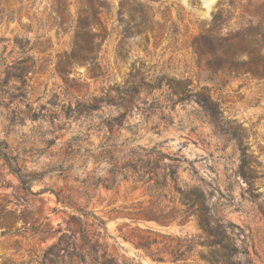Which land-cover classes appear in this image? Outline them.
I'll list each match as a JSON object with an SVG mask.
<instances>
[{
    "label": "rangeland",
    "instance_id": "1",
    "mask_svg": "<svg viewBox=\"0 0 264 264\" xmlns=\"http://www.w3.org/2000/svg\"><path fill=\"white\" fill-rule=\"evenodd\" d=\"M67 1L74 19L80 2ZM107 1L94 63L70 73L58 65L73 24H55L51 0L0 21V264H264V22L212 67L190 45L221 0L152 3L169 19L159 34H136ZM263 2L234 0L221 35L256 25ZM195 191L230 257L205 237Z\"/></svg>",
    "mask_w": 264,
    "mask_h": 264
},
{
    "label": "trees",
    "instance_id": "2",
    "mask_svg": "<svg viewBox=\"0 0 264 264\" xmlns=\"http://www.w3.org/2000/svg\"><path fill=\"white\" fill-rule=\"evenodd\" d=\"M19 6L13 9L10 13L5 12V10L0 6V21L12 20L14 14L16 13L18 19L20 20L22 12H27V9L35 5L36 0H18ZM241 1V0H239ZM252 1V0H248ZM80 6L77 10L76 17L73 19L68 12L67 0H51L49 4V9L51 14H54L55 24L58 27H68L70 23L73 24V38L71 42L70 52L67 54V60L64 63L58 65L60 71L64 73H70V67L74 63H94L100 44L106 37V32L103 26L102 15L109 14L111 10V3L107 0H79ZM160 2V0H119L116 6L117 16L122 19L124 13H127L128 20L132 21L137 18L136 23V34H147L161 33L163 30L167 29V22L169 19H158L156 14L158 10L154 9L152 3ZM237 9V5L234 4V0H221L217 6L216 11L212 13L210 21L207 26L200 25L198 34L192 36L191 47H195L199 59L204 58L207 66L208 60H210V66L216 67L220 66L225 62L227 58L234 57L236 50L243 43H251L257 36H263L259 25L264 22V2L261 4L260 9H258L254 15L259 16L260 19L256 22V25L249 24L246 27H239L234 31H228L224 35H221V30L218 28H223L224 21H229L232 17V13ZM175 22L172 21L174 26ZM219 24V25H218ZM223 24V25H222ZM218 25V27H217ZM126 30V29H125ZM127 37V35H125ZM25 45V43H20V46ZM219 52H223L219 54ZM30 59V56H26L21 63H26ZM28 68V69H27ZM30 67H20V71L29 70ZM135 81L132 82V84ZM174 92L181 93V89H173ZM136 92V87L131 86L126 90V95L132 96V93ZM93 102L91 107L93 109L99 108L101 105L96 104V101H100L97 98H92ZM130 100L126 99L118 103V107L123 109L127 108V103ZM199 102L202 107L208 112V98L205 96L199 98ZM12 171L17 175L18 179L27 183L25 175L22 174L20 169L12 168ZM189 200V204H197L196 211L198 212V219L200 227L208 239V233L214 237L213 243L220 246L224 254L228 257L231 256L232 251L236 250L234 241L231 238L230 233L225 229L223 231H217L213 233L208 230V213L205 210V196L202 192L195 191L191 195H186ZM85 236V235H84ZM87 240L86 236L84 237ZM208 245V241L205 243Z\"/></svg>",
    "mask_w": 264,
    "mask_h": 264
}]
</instances>
